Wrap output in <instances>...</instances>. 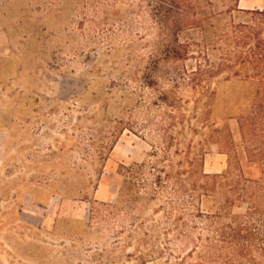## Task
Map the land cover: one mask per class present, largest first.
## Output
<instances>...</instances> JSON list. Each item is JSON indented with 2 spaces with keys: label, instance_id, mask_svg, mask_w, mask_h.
Masks as SVG:
<instances>
[{
  "label": "rangeland",
  "instance_id": "rangeland-1",
  "mask_svg": "<svg viewBox=\"0 0 264 264\" xmlns=\"http://www.w3.org/2000/svg\"><path fill=\"white\" fill-rule=\"evenodd\" d=\"M260 180L264 11L0 0V264H264Z\"/></svg>",
  "mask_w": 264,
  "mask_h": 264
},
{
  "label": "trees",
  "instance_id": "trees-1",
  "mask_svg": "<svg viewBox=\"0 0 264 264\" xmlns=\"http://www.w3.org/2000/svg\"><path fill=\"white\" fill-rule=\"evenodd\" d=\"M180 56L183 57V54L180 53ZM229 173H231V165L227 167L224 175H216L213 177H227L226 175ZM230 182H232L230 188H232V190H235L237 182ZM217 183L218 182L215 181L213 187H215ZM249 184L251 183H248V185ZM248 185H246L245 187L243 186L244 189H242L238 197L235 194H230L229 199L226 201V204L230 205L237 200H243L247 207V221H245L244 224L239 225L238 228L233 229L231 235L234 241L241 243L238 245L239 249L241 250V254L243 253L244 256L251 257L253 254L252 248L255 245L260 251V255L264 257V183L260 180V182L256 181V183H254V186ZM254 217L259 218V226L257 228H255V225L251 224L249 221L250 218L253 219Z\"/></svg>",
  "mask_w": 264,
  "mask_h": 264
},
{
  "label": "crops",
  "instance_id": "crops-1",
  "mask_svg": "<svg viewBox=\"0 0 264 264\" xmlns=\"http://www.w3.org/2000/svg\"><path fill=\"white\" fill-rule=\"evenodd\" d=\"M237 6L241 10L264 11V0H237Z\"/></svg>",
  "mask_w": 264,
  "mask_h": 264
}]
</instances>
